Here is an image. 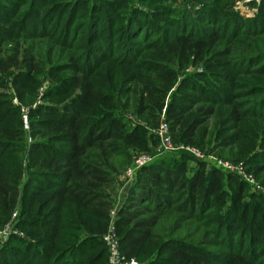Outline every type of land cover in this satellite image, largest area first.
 Returning <instances> with one entry per match:
<instances>
[{
    "label": "trees",
    "instance_id": "trees-1",
    "mask_svg": "<svg viewBox=\"0 0 264 264\" xmlns=\"http://www.w3.org/2000/svg\"><path fill=\"white\" fill-rule=\"evenodd\" d=\"M185 1L200 8L192 12L176 0H160L158 9L155 0H0V223L17 210L16 225L32 238L13 237L0 249V264H107L111 158L138 148L136 132L144 128L128 129L123 114L130 107L155 127L165 109L174 141L210 153L228 147L231 161H244L264 186V85L244 76L264 75V2L257 17L244 19L232 9L236 0ZM41 38L47 53L37 46ZM70 43L73 52L58 61L56 46ZM234 43L242 45L238 54ZM189 64L203 72L177 87ZM6 75L21 103L37 102V87H44L42 102L28 112L33 142L24 180L26 131L21 107L5 91ZM205 165L189 175L181 160L155 158L138 170L115 221L128 257L141 264H264L261 238L251 234L256 213L240 202L247 183L216 166L206 176ZM172 211L179 220L210 213L203 218L211 216L218 238L211 245L224 250L201 246L205 236L196 244L156 235ZM145 247L153 252L142 262Z\"/></svg>",
    "mask_w": 264,
    "mask_h": 264
},
{
    "label": "rangeland",
    "instance_id": "rangeland-1",
    "mask_svg": "<svg viewBox=\"0 0 264 264\" xmlns=\"http://www.w3.org/2000/svg\"><path fill=\"white\" fill-rule=\"evenodd\" d=\"M160 0H155L154 5L155 8L158 9L160 8L159 6ZM164 3L167 4L166 1H163ZM264 0H250L248 2H244V0H236L232 6V9L236 11L242 18L244 19H254L255 17L258 16L260 13L262 4ZM175 6L177 7H187L188 9H192L195 12L200 8V5L197 4V6H194L193 3H190L185 0H176ZM244 36V39L248 40L253 38L250 36ZM260 38V37H259ZM38 48L44 50L45 53L48 52V42L46 39H39L36 41ZM255 45V44H254ZM71 43L67 44L65 46L59 45L56 46L57 51L55 53V58L59 61L62 60L64 62L67 60V55L72 51L71 49ZM149 50H151V46L148 47ZM242 45L238 44L232 47V51L235 54H238L239 50H241ZM251 48V44L248 43V50ZM255 48V47H253ZM262 48V47H259ZM78 51V50H76ZM69 52V53H68ZM244 52V51H243ZM120 57V56H119ZM119 57L116 58L115 61H118ZM126 58L122 59L120 63L116 62L114 63L115 67H122V64ZM259 65H254V69L256 70ZM138 68V65L136 66ZM124 70L126 72H132L133 66L129 65H124L123 66ZM183 68V67H181ZM252 69V68H251ZM16 70V69H11ZM194 72H203V67L202 66H193L191 64L187 65L183 69L179 70V80L176 83V86H180L182 83V80L186 78L191 73ZM253 74H245V78L250 83L253 84H259V85H264V75H261L257 71H253ZM67 74H70V71H68ZM99 74V72H98ZM13 78L10 75L5 76V81L8 83L7 89L5 91L9 94H12L13 96V103L17 106L21 107V112H22V118H23V124H24V129L26 131V138L24 140V144L26 149H24L23 154H22V160H23V179L27 178L28 176V170H29V156L27 153V149L30 143L33 142V137L30 136L29 130H30V125H29V120H28V112L30 110L31 106H34L37 104V102H42V94L44 91L43 85H38L37 87V102H34L32 105H28L25 103H21L17 91L14 87V83L12 82ZM46 84L45 86H48L49 83V78L46 79ZM175 86V87H176ZM177 86V87H178ZM175 87L171 90V92L175 89ZM240 90V87L238 88ZM170 92V94H171ZM248 93H243V97L241 100H249L251 97L247 96ZM170 98V96L167 98ZM124 100V99H123ZM126 124H128V129L129 130H135L138 129V126H143L144 128H139L136 132V136H138L140 139H137L136 141L139 142V146L134 147V146H129L128 152H123L120 155H114L111 158V162H113V168L112 170V184L108 190V195L110 199L112 200V207L109 211V216L108 220L106 223V230L103 232V235L105 234L108 229L110 230L113 225L116 226L115 221L118 216V213L120 209L126 204L130 189L132 184L135 182L138 170L141 169L144 165L152 162L155 158L157 159H175V160H181V162L186 166V174L192 175L194 174L197 170L200 168V161L206 162V165L204 167V170L202 171L204 175L210 176L212 168L216 166L218 169L221 168V170H225L226 172L230 173H235L239 176L241 180H244L247 183V188L248 190L246 191V196H244L240 202L242 203H250L251 208L254 209L255 217L257 218V223L255 227L253 228V232L251 234L253 237L258 240L260 239L259 243L261 245H264V186L261 184L260 180L251 172L247 169V165L244 161L240 162H234L231 161V157L229 155V151L227 150L228 147H221L220 142H213L214 145H217V148H215L214 152H209L210 149L208 147H205L204 150L201 148L195 147L193 145L186 144L183 141H174L173 135L171 131L169 132L171 139H172V147L166 148L163 146V137L158 133V130H160V126L162 123H167L165 119V109L162 112V115L160 117V122L158 125L155 127L153 124H149L146 121V115L144 117H139L133 107H130V109H126L124 114ZM213 122H211L212 125ZM168 125V123H167ZM146 130V131H145ZM211 130H213V126L211 127ZM163 146V147H162ZM187 148H196V150H199L198 154H194L191 151H189ZM239 145H236V150H238ZM183 150H187L193 154V156L187 157L181 155V152ZM225 150V151H222ZM143 154V155H142ZM10 156V155H9ZM140 156H145L146 161L141 165L139 163V157ZM233 166V167H229ZM235 168V169H232ZM241 170V173L239 170ZM256 194H259L260 196L263 197H255ZM252 202H256L254 205ZM210 215V213H205V216ZM17 216H18V211L16 210L12 217L4 224L0 223V249L7 245L11 241L13 237H21V238H26L23 240L30 241L32 238L29 235H26V233L21 230L18 225H16L17 222ZM205 216L199 217V219H180V212L178 211H172L170 213H167L166 216L161 220L159 227L156 230V235H160L162 237H173V238H182L186 239L190 242L196 243L199 238L202 236L208 237L209 239L207 241L202 240L205 242V244H201V246H206V248L209 246L213 250L219 251V250H224L223 246H217V245H211L214 242L218 240V238L215 236V232L213 230V227L211 226V222L209 223L208 221H211L212 219L209 218H203ZM178 221V223H177ZM174 224V225H172ZM172 226V229L170 230ZM174 226V227H173ZM259 229L258 234L255 232V229ZM262 230V232H261ZM235 233V232H234ZM261 233L263 235L261 236ZM190 234V235H189ZM102 235V239H103ZM245 235V233H243ZM238 235H235V237ZM241 236V235H240ZM117 239L119 240V246L121 250V243L119 239V235L116 234ZM242 239V237H239L238 240ZM247 241H250V233H248V237L246 238ZM104 241V240H103ZM237 241V240H236ZM208 242V243H207ZM105 243V242H104ZM197 244V243H196ZM13 247H19L17 244L12 245ZM106 246V243H105ZM7 248L9 246H6ZM21 247V246H20ZM148 248V247H147ZM151 249V248H149ZM149 249H143L145 251V254L142 255V262L149 258ZM95 252V251H94ZM153 252V250H150V254ZM121 257H128L127 254H125L122 250L120 251ZM144 256V257H143ZM135 257V256H132ZM16 258H18L16 256ZM137 258V257H136ZM264 258V257H263ZM138 260V259H137ZM141 261V259H139ZM138 260L139 264L141 262ZM261 263V262H260ZM106 264V263H105ZM107 264H109V256H108V261Z\"/></svg>",
    "mask_w": 264,
    "mask_h": 264
},
{
    "label": "built area",
    "instance_id": "built-area-1",
    "mask_svg": "<svg viewBox=\"0 0 264 264\" xmlns=\"http://www.w3.org/2000/svg\"><path fill=\"white\" fill-rule=\"evenodd\" d=\"M248 1L250 0H244L245 3ZM158 133L163 137V143H164L163 146L166 148L172 147V139L169 134L168 125L166 122L161 124ZM187 149L196 155L199 153L198 152L199 150H196V148H187ZM145 161H146L145 156L139 157V163L141 165ZM229 167H233V166H229ZM237 170H239V172L241 173L240 169ZM116 234H117V229L116 226L113 225V227H111L110 230L108 229V231H106L105 234L103 235V240L106 243V247L108 250L109 264H139L136 257H121L119 240L117 239Z\"/></svg>",
    "mask_w": 264,
    "mask_h": 264
}]
</instances>
